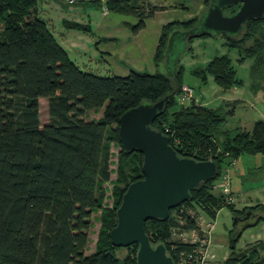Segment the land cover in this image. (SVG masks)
Here are the masks:
<instances>
[{
	"label": "trees",
	"instance_id": "trees-1",
	"mask_svg": "<svg viewBox=\"0 0 264 264\" xmlns=\"http://www.w3.org/2000/svg\"><path fill=\"white\" fill-rule=\"evenodd\" d=\"M203 1L206 9L211 0ZM38 2L0 0V264H137L138 243L124 246L128 252L121 256L117 250L123 246L113 244L110 236L124 192L130 182L144 176L143 153L127 151L120 142V115L142 100L156 101L168 95L164 110L152 124L169 134L179 154L218 162L217 176L191 189L192 198L184 201L202 205L214 216L221 206L232 204L213 191L223 168L243 153H264V118L229 135L222 127L226 121L222 105L179 101L185 83L183 64L172 75L160 69L135 68L125 75H102L81 68L39 14ZM108 3L116 11L139 15L136 30L163 7L137 0ZM200 14L163 25L154 53L157 66L165 59L173 29L194 27ZM64 22L69 28L87 31L91 27L68 18ZM220 34L225 44L237 48L238 62L252 58L251 88L264 93V16L250 18L238 34ZM203 35L217 34L195 30L186 39ZM194 73L203 81L213 76L225 89L245 82L228 53L215 55ZM41 97L49 103L46 123L40 118ZM100 108L101 117L85 116L88 110ZM221 133L226 138L219 141ZM111 141L121 146L115 205H103L105 184L111 178ZM257 206L264 205L250 209ZM97 209H101V226L95 249L87 252ZM172 210L166 220L147 219L146 230L153 243L164 241L175 259L169 244ZM247 226L233 228L235 241ZM262 248L261 241L238 249L235 243L223 264H264Z\"/></svg>",
	"mask_w": 264,
	"mask_h": 264
},
{
	"label": "rangeland",
	"instance_id": "rangeland-1",
	"mask_svg": "<svg viewBox=\"0 0 264 264\" xmlns=\"http://www.w3.org/2000/svg\"><path fill=\"white\" fill-rule=\"evenodd\" d=\"M50 1H52V4L49 3V0H39V14L47 21L59 41L64 40L66 37L70 38L74 47L69 46V54L81 68L102 75H125L132 68L150 72L160 69L169 73V65L172 71H176L183 64V80L193 87L196 100L211 106H223L222 110H225L226 121L222 127L229 130V135H234L242 129H249L256 119L264 118V93L260 90L254 92L251 88L250 65L252 58L238 62L236 59L238 56L237 48L225 44V36L221 34L194 36L191 41L181 36L176 37L171 47L169 64L164 59L159 66L156 65L154 53L159 43L163 25L175 19H189L200 13L201 16L206 7H201L203 0H137L144 5H147L148 1L154 4H166L165 8L158 9L153 16L146 17L145 26L139 30H136L135 26L140 22L141 17L134 12L123 13L110 8L107 14H103L99 3H90L82 8L79 2ZM230 10L227 9L228 12ZM74 15H78L80 21L89 24L90 29L86 31L67 27L64 22L65 17L72 19ZM177 29L180 31L188 30H181L183 29L181 27ZM223 53H228L233 57L238 67V75L245 80L242 87H240V91H243L245 98L244 101L239 103L228 104V102H225L228 101L226 99L227 95L234 92L232 88L229 90L224 89L211 75L207 77L206 81H203L202 77L194 73L195 69L205 66L215 55ZM85 116L87 118H99L102 116V108L99 110L90 109ZM40 118L43 123L50 120L47 97L40 98ZM225 138L226 134L223 133L218 136L219 141ZM120 148L121 146L117 142L111 141V178L105 184L106 196L103 205H115L114 185L118 178ZM247 154L250 156L251 153ZM230 173L231 179L232 174L234 179L233 167L230 168ZM263 173L264 170L253 172L251 179L254 176L259 177L257 175ZM221 182L222 178L218 176L213 189L217 195L224 193ZM239 198L240 196H237L236 201L232 204L221 206L216 216L199 204H195L206 217L215 220L214 241L216 246L214 261L221 262L230 253L235 234L232 233V230L233 228H241L239 225H241L242 220L238 218L235 221L239 217L237 211L243 209L240 208L242 202ZM100 212L101 209H97L93 213V224L90 228L87 252L94 250L96 246L101 226ZM247 213L245 212L243 215H247ZM247 234L245 233L238 241H235L237 249L246 245ZM127 252L128 249L124 246L117 250V253L121 256H124Z\"/></svg>",
	"mask_w": 264,
	"mask_h": 264
},
{
	"label": "water",
	"instance_id": "water-1",
	"mask_svg": "<svg viewBox=\"0 0 264 264\" xmlns=\"http://www.w3.org/2000/svg\"><path fill=\"white\" fill-rule=\"evenodd\" d=\"M234 6H237L234 10L227 11ZM203 12L194 27L183 32L173 29L165 50L168 64L176 37L186 39L195 30L238 34L250 18L264 16V0H211ZM168 74H174L170 65ZM167 97L156 101L142 100L126 109L119 118L120 142L127 151L143 153L144 176L130 182L124 192L117 208V223L111 228L110 236L117 246L138 243L137 264H175L164 241L153 243L146 230V220L168 219L171 208L192 198L191 189L216 177L219 172L215 159L179 154L170 142L169 134L153 126L154 119L164 110Z\"/></svg>",
	"mask_w": 264,
	"mask_h": 264
},
{
	"label": "built area",
	"instance_id": "built-area-1",
	"mask_svg": "<svg viewBox=\"0 0 264 264\" xmlns=\"http://www.w3.org/2000/svg\"><path fill=\"white\" fill-rule=\"evenodd\" d=\"M69 3L93 0H66ZM101 4L102 13L109 12V0H96ZM196 100L195 92L191 85L184 83L179 101L189 103ZM222 186L224 189L225 202L233 203L235 196L231 189L230 166H226L220 173ZM205 209L204 206L200 205ZM173 223L170 226L169 244L174 250L175 264H223V261L217 262L214 257V239L213 231L215 220L206 217L193 203L182 202L172 208ZM206 210V209H205ZM181 244L187 247L179 248Z\"/></svg>",
	"mask_w": 264,
	"mask_h": 264
},
{
	"label": "crops",
	"instance_id": "crops-1",
	"mask_svg": "<svg viewBox=\"0 0 264 264\" xmlns=\"http://www.w3.org/2000/svg\"><path fill=\"white\" fill-rule=\"evenodd\" d=\"M49 3L52 4V1L49 0ZM90 3H95V2L92 1L79 2V4L82 5L81 6L82 8H85L84 6ZM148 3L154 4L151 1H148ZM157 5L163 6L162 8L166 7V4L164 3H160ZM204 6L205 5L203 1L201 2V7ZM157 11L158 9L155 11V13ZM68 19H70V17ZM72 19L80 21L78 19V15H74ZM60 42L69 51V46H72L70 38L66 37L64 38V40H60ZM240 87H242V85H235L231 87L234 90V92L229 93L227 95L226 99H228V101L225 102H228L229 104L233 102L239 103L241 101H244L245 94L243 93V91H240ZM263 164H264V153H251L250 156L247 153H243L238 158H236L235 161L230 165V168L233 167V173H234V179H233V174L231 179L232 192L235 196V199L237 198V196H240L239 200H241L242 202V207L240 208L243 209L248 208L246 211L248 212L247 216L243 214L239 215V220H242L241 225L239 226L242 228L245 224H248V226L244 229L242 233V235L248 233L247 234L248 239L246 240V245L241 248H247L251 244V242H257V241L264 242V206H257L254 207L253 209H250V206H254L259 203L264 205V173L257 175L259 177L254 176L251 179V175L253 172L264 170ZM213 239H214V231H213ZM215 246H216V242L214 241V250H215ZM260 253L264 255V248L260 249Z\"/></svg>",
	"mask_w": 264,
	"mask_h": 264
}]
</instances>
